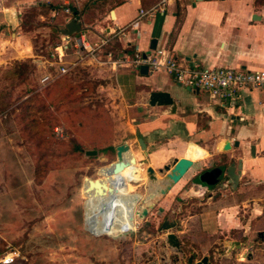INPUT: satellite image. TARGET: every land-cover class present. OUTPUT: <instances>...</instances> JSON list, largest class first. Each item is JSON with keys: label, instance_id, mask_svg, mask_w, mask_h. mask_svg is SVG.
<instances>
[{"label": "rangeland", "instance_id": "obj_1", "mask_svg": "<svg viewBox=\"0 0 264 264\" xmlns=\"http://www.w3.org/2000/svg\"><path fill=\"white\" fill-rule=\"evenodd\" d=\"M89 1L19 3L22 39L29 51L0 66V264L10 255L15 256L12 264H190V259L196 263L203 257L211 264H264L263 216L255 215L245 237L242 224L249 209L241 204L246 197L264 196V184L244 185L235 198L231 189L223 190L227 204L240 206L239 229L231 232L209 219L207 231L194 221L179 234L176 228L163 230L160 217L144 219L151 227L140 221L134 231L117 237L95 235L90 229L85 179H99L100 170L113 163L102 155H110L108 147L124 138V123L134 110L116 88L111 69L81 59L79 49L67 51L63 64L69 71L58 74L60 65L52 54L71 16L66 9L85 10L79 20L91 24L102 13L88 12ZM97 1L103 10L104 0ZM47 74L54 81L44 85L41 80ZM70 85L75 92L65 99ZM214 145L205 160L208 169L217 160L230 161V153L217 155L228 151L218 152ZM87 151L98 155L87 156ZM197 196L179 197L174 205L178 214L171 219L181 225L190 214L215 208L201 205L208 195ZM173 232L180 236V251L168 242L167 234ZM237 240L240 246L232 242Z\"/></svg>", "mask_w": 264, "mask_h": 264}, {"label": "crops", "instance_id": "obj_2", "mask_svg": "<svg viewBox=\"0 0 264 264\" xmlns=\"http://www.w3.org/2000/svg\"><path fill=\"white\" fill-rule=\"evenodd\" d=\"M15 1L0 0V66L7 65L29 51L22 39L20 26L22 7L19 3L22 0ZM159 1L125 0L91 24L79 20L82 31L75 37L86 38L90 43L98 42L109 29L130 24L137 19L141 9H149ZM72 19L69 16L67 23ZM136 27L138 35L130 30L109 48L119 56L132 55L135 49L145 54L154 51L151 43L156 40V50L167 49L186 67L264 70V0H178L168 4L163 12L144 18ZM116 45L119 51L114 50ZM129 50L133 51L132 54L127 52ZM111 71L116 88L134 113L124 123V138L111 145L115 153L102 157L110 164L116 161L118 146L124 143L130 146V156H134L141 170L145 171L142 188L128 187L126 191L127 196L137 195L146 201L138 203L136 210L151 204L146 218L160 217L161 227L165 221L175 223L174 228L179 234L185 233L186 224L194 221L198 228L207 231L209 219L220 230L231 232L239 229L236 209L240 206L227 204V194L223 190L231 189L230 193L235 198L243 191L244 185L264 184V88L247 90L243 101L231 107L224 106L207 92H192L178 85L172 76L164 72L148 71V74L143 75L136 68ZM152 92L169 93L175 101V112L169 106H151L149 98ZM139 138L144 140L148 155L141 149ZM236 141L239 142L238 147L234 146ZM213 142L218 152L224 150L226 142H230L232 149L217 155L230 153V161L237 165L242 161V173L237 186L217 189L201 184L197 179L201 172L213 168L208 169L205 164V160L211 156L208 149ZM155 145L157 149L152 150L151 147ZM252 147L255 148V156L252 155ZM235 151L241 154H235ZM182 158H189L193 165L177 184L161 195L166 173L162 174L160 170L166 166L172 167L176 159ZM149 167L155 171L156 182L148 178ZM216 190L218 192L215 194L213 191ZM189 195H208L201 205L215 208L190 214L179 225L171 219L178 214L174 207L175 201L179 197L188 198ZM241 204L249 209L248 220L245 225L242 224L245 236L257 213L259 219L263 216L261 222L264 223V196L257 199L246 197ZM144 219L135 216L136 225L145 221L150 226ZM211 235L206 234L207 237ZM261 235L264 238V234ZM232 242L240 246L241 241Z\"/></svg>", "mask_w": 264, "mask_h": 264}, {"label": "built area", "instance_id": "obj_3", "mask_svg": "<svg viewBox=\"0 0 264 264\" xmlns=\"http://www.w3.org/2000/svg\"><path fill=\"white\" fill-rule=\"evenodd\" d=\"M178 0H160L149 9H141L136 20L124 27H118L105 32L98 42L90 43L86 38H77L62 35V43L55 48L52 56L55 64L60 65L59 75L66 74L69 69L63 64L67 51L70 48L79 49L81 59H89L97 64L108 66L113 70L120 68H136L147 66L149 72H164L173 77L175 82L192 91L207 92L219 100L224 106H235L244 99V93L251 88H264V70L242 71L231 68H201L198 66H184L167 49H157L145 54L135 49L132 55H116L109 46L117 39L124 37L131 30L137 33V24L146 17L163 12L168 4ZM71 14L69 8L66 9ZM79 21L78 18H75ZM81 34V33H79ZM78 35V34H77ZM54 77L45 75L41 82L51 84ZM57 133H60L57 129ZM14 255L1 259L3 264H12Z\"/></svg>", "mask_w": 264, "mask_h": 264}, {"label": "water", "instance_id": "obj_4", "mask_svg": "<svg viewBox=\"0 0 264 264\" xmlns=\"http://www.w3.org/2000/svg\"><path fill=\"white\" fill-rule=\"evenodd\" d=\"M82 31V24L77 19H72L66 24L65 29L62 31V34L67 36H72L79 34ZM156 40H153L151 43V49L156 50ZM140 73L143 75L148 74V67L142 66L140 68ZM149 104L151 106H169L173 108L175 112V101L171 98V95L167 92H152L149 98ZM139 145L142 150L145 151V155H148L146 152V144L142 138L138 139ZM235 147L239 146V142H235ZM225 151L232 149L230 142H226L224 148ZM130 146L127 143H124L116 148V161L111 163L108 167L102 168L100 173L107 177V180L99 179H89L85 191L87 193H92L95 196H98L99 210L97 214H92L89 219V226L93 232L94 226L97 223L96 218L98 216H103V225L104 231L108 232L110 226L114 220H117L118 215L126 216L128 215L131 221H135V216H138L139 219H144L148 216L149 209L152 208L151 204H148L147 207L136 210L138 203L146 202L140 199L139 196H127L126 191L128 186L131 183L136 181V168H135V158L130 154ZM87 156H96L98 155L97 151H87ZM252 155L255 156V148L252 147ZM193 165L192 160L189 158L176 159L173 166H166L164 169L160 170V173L165 174V180L163 184L164 188L160 190L161 195H165L173 185L177 184L181 178L186 174L189 168ZM242 161L240 160L238 165L233 163L228 169L224 170L220 167L213 168L211 170L203 171L198 176L197 179L201 184L206 186H215L219 184L224 179L228 178L229 184H234L237 186L239 184L240 175L242 173ZM148 178L153 181H157V176L153 168L149 167L147 169ZM153 198V196H151ZM123 203L121 210H116L117 205ZM176 226L175 223H169L165 221L162 225L163 230H170ZM95 235H101L94 233ZM127 234V232H125ZM122 236V235H121ZM168 242L174 248H177L180 251V242L174 233L167 234ZM190 264H211L208 257H203L200 261L193 263V259H190Z\"/></svg>", "mask_w": 264, "mask_h": 264}, {"label": "bare ground", "instance_id": "obj_5", "mask_svg": "<svg viewBox=\"0 0 264 264\" xmlns=\"http://www.w3.org/2000/svg\"><path fill=\"white\" fill-rule=\"evenodd\" d=\"M135 163H136L135 164V168H136V176H135V178H136V181L134 183L129 184V186H131L132 188H135L138 185H143L145 183V171L143 172L141 170L136 158H135ZM88 180H89V178L85 179V186H84L85 189L88 186V184H87ZM103 180H107V177L103 176ZM85 189H84V194H85L86 199H87V201H86L87 223L89 224V222H90L89 219L91 218L92 214H97V212L99 210V206H98V202L99 201L98 200H100V198L98 196H95L92 193H87L85 191ZM119 203H121V202H119ZM123 205H124L123 203H121L120 205H117L116 210H121ZM102 221H103V216H98L96 218V222L97 223L95 224L94 229H93L94 233H97V234H101V233L110 234V235H113L114 237H117V236L127 235V234L131 233L135 229V226H136V220L135 221H131L128 215H126V216H121V215L119 216L118 215L117 220H114L112 222L108 232H103L104 231L103 230L104 229V225H103ZM125 232H127V234H125Z\"/></svg>", "mask_w": 264, "mask_h": 264}, {"label": "trees", "instance_id": "obj_6", "mask_svg": "<svg viewBox=\"0 0 264 264\" xmlns=\"http://www.w3.org/2000/svg\"><path fill=\"white\" fill-rule=\"evenodd\" d=\"M124 2H125V0H104L103 1L104 5L102 6L104 8H103V10H100L99 9L100 6L98 4V1L97 0H93V1H89L88 3H86L85 7L88 10V12H91V11L94 10L95 12L103 14L106 11H108V10L114 8L115 6L120 5V4L124 3ZM70 11H71V16L73 18H78L79 19L80 17H83L84 14H85V10H81V9L75 7V6H71L70 7ZM119 49L120 48L117 47V45H116V47H114V50H116V51H119ZM127 52L132 54L133 51L129 50ZM74 92H75L74 87L70 85L69 86V93L65 94L64 98L65 99H69L74 94ZM76 150L81 151L82 147L81 146H77ZM108 150L111 152V154L115 153V148L113 146H109Z\"/></svg>", "mask_w": 264, "mask_h": 264}, {"label": "flooded vegetation", "instance_id": "obj_7", "mask_svg": "<svg viewBox=\"0 0 264 264\" xmlns=\"http://www.w3.org/2000/svg\"><path fill=\"white\" fill-rule=\"evenodd\" d=\"M233 163H235L234 161H229V162H222V159L219 160V162H217V165L216 167H220L224 170L228 169ZM236 164V163H235ZM216 167H213V168H216ZM211 168V169H213ZM228 178L224 179V181H221L219 184L213 186L212 188H217V189H223L225 188L226 186L228 187H232L234 184H229L228 183ZM226 183H228L227 185H225ZM129 189L131 188V186H128ZM137 187L139 188H142V185H138Z\"/></svg>", "mask_w": 264, "mask_h": 264}]
</instances>
